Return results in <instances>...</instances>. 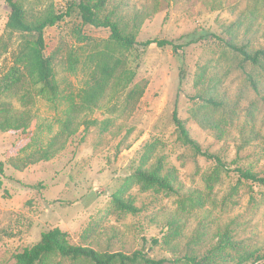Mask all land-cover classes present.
Listing matches in <instances>:
<instances>
[{
  "label": "rangeland",
  "instance_id": "rangeland-1",
  "mask_svg": "<svg viewBox=\"0 0 264 264\" xmlns=\"http://www.w3.org/2000/svg\"><path fill=\"white\" fill-rule=\"evenodd\" d=\"M19 1L28 16L68 15L44 31V54L51 59L60 99L51 103L32 92L29 101L0 97L31 115L26 131L0 132V264H15L17 254L54 228L65 232L72 245L124 255L141 252L163 264H188L180 260L185 255L201 258L223 231L242 248L264 254V184L236 172L264 177V63H242L224 43L264 50V0H106L105 10L114 6L124 19L148 14L135 34L137 43L168 41L184 47L182 56L169 46L117 47L108 29L83 24L80 0ZM9 16V6L0 0V39L9 43L0 55V82L18 46L32 40L8 36ZM109 56L135 77L125 88L110 85L92 106L82 99L94 84L97 64ZM198 76L216 105L198 98ZM137 85L145 86L144 93L131 106L126 98ZM70 100L82 106L77 132L49 161L21 168L29 154L43 150L59 133ZM174 111L201 150L219 157L224 167L179 140ZM153 168L162 176L173 169L178 193L144 189L134 174ZM114 197L137 212L118 210ZM240 245L229 253H240Z\"/></svg>",
  "mask_w": 264,
  "mask_h": 264
},
{
  "label": "trees",
  "instance_id": "trees-1",
  "mask_svg": "<svg viewBox=\"0 0 264 264\" xmlns=\"http://www.w3.org/2000/svg\"><path fill=\"white\" fill-rule=\"evenodd\" d=\"M5 3L10 8V16L6 23L8 36L13 34L27 35L32 37V40H24L16 52L12 55V67L1 78L0 82V97L7 95L12 97L18 95L23 101H29L32 94L41 96L51 103L57 102L59 98L58 86L54 80L51 59L44 54L45 42L44 31L46 28L53 27L63 20L68 15L49 13L40 18L28 16L23 4L19 0H5ZM106 0H80L77 9L80 18L85 25L96 28L108 29L110 32L111 42L121 49H129L135 45L142 47H171L173 54L182 56L183 46L173 45L164 40H147L142 43H137L134 39L143 20L148 14L136 12L131 14L127 19L119 10L112 6L109 10L106 8ZM105 13L101 16V13ZM10 38V37H9ZM8 38V39H9ZM216 40L222 41L217 36ZM10 40V39H9ZM193 41L188 42L191 45ZM226 47L232 50L240 57L242 63H250L251 65H263L264 50H251L249 47L239 46L231 41L224 42ZM9 43L3 38L0 39V55L8 51ZM135 75L132 71L126 69L120 59H115L109 56L106 60L99 62L96 66V75L94 84L91 89L86 90L82 101H89L90 105H96L98 99L104 92L113 85L112 88L126 87L132 84ZM184 79V70L180 73V82ZM203 78H196V85L201 88L202 94H198V98L207 104L216 105L213 99L207 98L203 89ZM144 88L133 87L127 95V103L131 106L136 103L143 95ZM201 93V92H199ZM132 103V104H131ZM82 106L77 105L70 100L69 107L64 112V119L60 122V131L50 138L47 146L41 151H35L27 157V165L36 164L41 161H49L64 147L65 141L73 136L80 124L75 122L76 116L79 115ZM173 122L177 128L179 140L190 146L197 154L214 160L220 167L224 164L219 157L208 154L201 150L199 144L194 141L184 123L178 119L176 111L172 115ZM31 115L29 110L14 109L9 102L0 100V132L7 131H26L30 125ZM87 127V124H84ZM86 129V128H85ZM16 169L20 168L14 165ZM3 167L0 163V174ZM239 177L251 181L252 183L264 184V177H260L248 170L237 169ZM137 181L142 184L144 189L159 188L166 191L178 193L181 186L177 183L175 172L173 169L167 170V174L161 175L158 168L153 169H138L134 174ZM114 205L120 211L129 213L137 212L130 202H126L119 197H114ZM172 227V226H170ZM173 232V237L177 234V228L170 229ZM218 240L211 250H207L205 255L197 258L194 255H185L182 259L188 264H253L258 262L264 263V254H258L256 250L242 248L240 243L235 241L228 231H223L218 234ZM178 236V235H177ZM153 244H157L153 240ZM169 246H176L174 243H169ZM238 245L243 249L235 255L229 253L230 250H236ZM228 252V253H227ZM79 260L84 259L91 264H163L164 260H155L147 257L141 252H134L131 255L122 253H107L98 252L88 246L72 245L68 241V235L58 228H54L41 235L40 241L30 248H25L22 252L15 256V264H55L54 260ZM177 260V261H180ZM58 264V263H56Z\"/></svg>",
  "mask_w": 264,
  "mask_h": 264
}]
</instances>
